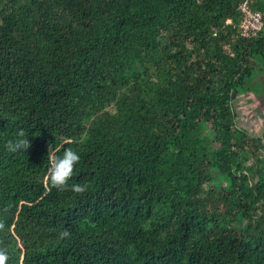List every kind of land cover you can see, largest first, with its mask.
<instances>
[{"label": "trees", "instance_id": "obj_1", "mask_svg": "<svg viewBox=\"0 0 264 264\" xmlns=\"http://www.w3.org/2000/svg\"><path fill=\"white\" fill-rule=\"evenodd\" d=\"M245 1L0 0V145L29 140L0 146L3 264H264V133L236 105L264 111V26L240 34ZM55 145L80 153L83 192L50 186Z\"/></svg>", "mask_w": 264, "mask_h": 264}, {"label": "clouds", "instance_id": "obj_2", "mask_svg": "<svg viewBox=\"0 0 264 264\" xmlns=\"http://www.w3.org/2000/svg\"><path fill=\"white\" fill-rule=\"evenodd\" d=\"M29 145L26 131L23 128L16 129L2 142V148L9 153L26 149ZM62 149V150H61ZM80 153L73 147H62L55 145L47 152L46 156V174L51 187L63 188L70 187L72 191L83 192L87 185L81 183L68 184L69 179L73 176L74 167L80 161ZM70 233L67 228L61 229L60 237H67ZM6 253L0 251V264H3Z\"/></svg>", "mask_w": 264, "mask_h": 264}, {"label": "rangeland", "instance_id": "obj_3", "mask_svg": "<svg viewBox=\"0 0 264 264\" xmlns=\"http://www.w3.org/2000/svg\"><path fill=\"white\" fill-rule=\"evenodd\" d=\"M263 81L256 82L254 91L258 93L260 98L264 97V73H262ZM240 127L246 129L251 136H260L264 133V111L260 110V104L251 95H242L236 102ZM264 108V105H262Z\"/></svg>", "mask_w": 264, "mask_h": 264}, {"label": "built area", "instance_id": "obj_4", "mask_svg": "<svg viewBox=\"0 0 264 264\" xmlns=\"http://www.w3.org/2000/svg\"><path fill=\"white\" fill-rule=\"evenodd\" d=\"M241 11L244 19L239 25V32L243 37L250 38L257 35L264 26V11L253 10L251 0H246Z\"/></svg>", "mask_w": 264, "mask_h": 264}]
</instances>
